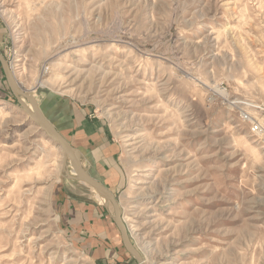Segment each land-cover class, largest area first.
I'll use <instances>...</instances> for the list:
<instances>
[{"label": "rangeland", "instance_id": "rangeland-1", "mask_svg": "<svg viewBox=\"0 0 264 264\" xmlns=\"http://www.w3.org/2000/svg\"><path fill=\"white\" fill-rule=\"evenodd\" d=\"M0 52L146 264H264V0H0ZM19 99L0 64V264H138Z\"/></svg>", "mask_w": 264, "mask_h": 264}, {"label": "water", "instance_id": "water-1", "mask_svg": "<svg viewBox=\"0 0 264 264\" xmlns=\"http://www.w3.org/2000/svg\"><path fill=\"white\" fill-rule=\"evenodd\" d=\"M0 64L4 73V76L6 78V81L8 83L9 88L13 92V94L18 98V95H22L25 97L30 104L33 106L37 114L39 115V123L42 126H47L53 133L54 138L59 142L66 152V154L70 157L73 163V171L78 179L81 181L91 185L92 187L96 188L100 193L104 194L109 200L111 201L114 211H115V223L116 226L120 232L122 241L126 247V249L134 255V257L137 259L138 264H146L144 259L142 258L141 254L139 251L134 247L133 243L131 242L126 226L124 224V220L121 215V210L120 206L118 204V201L115 197V195L104 185L100 184L98 181L93 179L82 167L81 164V153L78 148L73 147L69 141L57 130V128L43 115L42 110L36 101L35 98H33L29 92H27L25 89H22L21 87L17 86L14 84V82L10 78V73H9V66H8V61L6 58L2 55L0 52ZM20 101V99H19ZM21 102V101H20ZM23 107L25 109H28V107L21 102Z\"/></svg>", "mask_w": 264, "mask_h": 264}, {"label": "crops", "instance_id": "crops-1", "mask_svg": "<svg viewBox=\"0 0 264 264\" xmlns=\"http://www.w3.org/2000/svg\"><path fill=\"white\" fill-rule=\"evenodd\" d=\"M79 150H80V153H81V157H83L82 148H79ZM79 184L80 183H76V185H67V184H65L63 186V194L64 195H63V197H61V200L65 201L64 203L68 204V205H66L68 217L70 219H73V220L82 219L84 221H93V226L94 227H98V230H99V226H100V228H102L103 226L106 227L107 223L105 221H103L105 219H104L103 215L100 214V211H99V210H101L103 212L104 211L103 208L94 207L93 204L88 203V202H84L85 199H83L81 197H74V196L71 195V192H73V193L76 192L75 188H76V186H79ZM82 184H84V183H82ZM91 188H92V191H93L94 198L98 202H104L103 199H101L99 197L101 194L98 191H96L93 187H91ZM96 192H98L100 195H98ZM102 237L105 238V235H102Z\"/></svg>", "mask_w": 264, "mask_h": 264}, {"label": "bare ground", "instance_id": "bare-ground-1", "mask_svg": "<svg viewBox=\"0 0 264 264\" xmlns=\"http://www.w3.org/2000/svg\"><path fill=\"white\" fill-rule=\"evenodd\" d=\"M151 71V70H150ZM9 73H10V69H9ZM10 78H11V80H12V77H11V74H10ZM13 81V80H12ZM36 83L38 84V85H45V84H48V82L46 81V80H44V79H41V78H38L37 79V81H36ZM15 84V83H14ZM28 92V91H27ZM31 95V94H30ZM32 96V95H31ZM33 97V96H32ZM24 98V97H23ZM34 98V97H33ZM21 102L22 103H24L27 107H28V109L29 110H31V112L33 113L32 114V117L34 118V120L36 121V123H38V124H40L39 123V120H40V118H39V115L37 114V112L35 111V109L33 108V106L30 104V102L29 101H25L24 99H22L21 100ZM43 113V112H42ZM44 115V114H43ZM45 116V115H44ZM46 117V116H45ZM42 126V125H41ZM42 129L44 130V132L49 136V139H55L54 138V136H53V133H52V131L47 127V126H42ZM56 140V139H55ZM56 142H57V140H56ZM58 143V145H59V148H61L62 149V158H64L65 160H70V163H71V165H73V163H72V160L70 159V157L66 154V152L64 151V149L62 148V146H61V144L59 143V142H57ZM146 165H142V166H140V169H139V171H146ZM71 171H72V173L75 175V173H74V171H73V166H72V169H70ZM151 171H153V178H155V177H157V175H159L160 173H161V171H162V169H161V165L160 164H157V165H155L154 167H152L151 168ZM92 187V186H91ZM94 188V187H93ZM96 191H98L96 188H94ZM99 192V191H98ZM97 192V193H98ZM100 193V192H99ZM147 193V192H146ZM101 195H103L106 199H107V197L104 195V194H102V193H100ZM103 196H102V198H103Z\"/></svg>", "mask_w": 264, "mask_h": 264}]
</instances>
